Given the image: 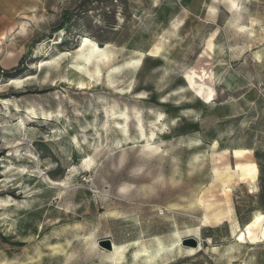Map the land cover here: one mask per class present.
Masks as SVG:
<instances>
[{"label": "rangeland", "instance_id": "rangeland-1", "mask_svg": "<svg viewBox=\"0 0 264 264\" xmlns=\"http://www.w3.org/2000/svg\"><path fill=\"white\" fill-rule=\"evenodd\" d=\"M230 7L0 0V264H264V0Z\"/></svg>", "mask_w": 264, "mask_h": 264}, {"label": "bare ground", "instance_id": "bare-ground-1", "mask_svg": "<svg viewBox=\"0 0 264 264\" xmlns=\"http://www.w3.org/2000/svg\"><path fill=\"white\" fill-rule=\"evenodd\" d=\"M230 2H231V7L229 9L233 10L237 5V0H230ZM84 42H85L84 46H87L89 44L90 40L87 39ZM91 48H93V47H91ZM215 145H217V143ZM227 152H228V150L217 153V155L215 156L216 162H217V160L222 159V157ZM214 155H215V153H214ZM213 172H214V178H213V182L210 185L211 188H212V186H215V185H220L223 188H228V187L230 188V185L238 182V180L240 178L239 170L237 168H234L228 162L222 163L221 165H216L214 167ZM255 186H256L255 183H251V187L253 189L255 188ZM223 191H224V189H223ZM199 200L208 209L209 208L211 209V207L215 205V202H212L210 200H209V202H207L203 199V197H200ZM256 214H258V212ZM225 217H226V212L224 211V209L215 208V209H212L210 212L205 214L204 219H203V223L205 225H211V224H217V223L219 224L220 222H222L225 219Z\"/></svg>", "mask_w": 264, "mask_h": 264}, {"label": "trees", "instance_id": "trees-1", "mask_svg": "<svg viewBox=\"0 0 264 264\" xmlns=\"http://www.w3.org/2000/svg\"><path fill=\"white\" fill-rule=\"evenodd\" d=\"M18 69H20V67H18ZM6 73H9V72H6Z\"/></svg>", "mask_w": 264, "mask_h": 264}]
</instances>
